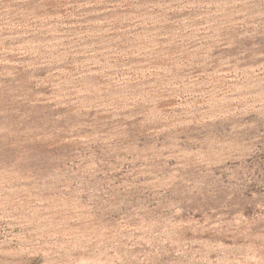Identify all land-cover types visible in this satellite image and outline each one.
<instances>
[{"label":"rangeland","instance_id":"rangeland-1","mask_svg":"<svg viewBox=\"0 0 264 264\" xmlns=\"http://www.w3.org/2000/svg\"><path fill=\"white\" fill-rule=\"evenodd\" d=\"M0 264H264V0H0Z\"/></svg>","mask_w":264,"mask_h":264}]
</instances>
